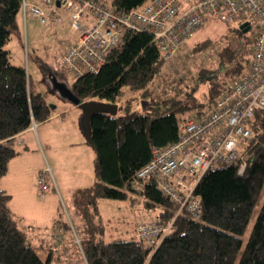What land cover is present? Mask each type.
I'll use <instances>...</instances> for the list:
<instances>
[{
	"label": "trees",
	"instance_id": "trees-1",
	"mask_svg": "<svg viewBox=\"0 0 264 264\" xmlns=\"http://www.w3.org/2000/svg\"><path fill=\"white\" fill-rule=\"evenodd\" d=\"M146 1L110 0L109 5L129 11ZM21 3L0 0V177L17 153L16 135L50 116L42 94L28 88L24 67L13 64L5 48L11 36L18 33ZM47 7L50 14L44 10L48 15L56 12L53 6ZM245 31L238 26V35ZM249 39L243 57H236L238 49L228 46L218 47L215 53L216 45L207 63L217 60L223 65L213 69L193 58L188 74L206 84L200 92L194 82L182 88L169 83L162 86V78L150 90L164 60L146 31H126L97 72L75 76L67 84L81 101L121 100L116 115L97 112L90 119L88 142L94 150L96 180L82 192H90L93 199H136L142 210L154 214L150 219L164 226L170 223L153 250L134 234L107 242L87 236L81 243L86 264H264V196L243 248L241 238L264 186V111H256L251 119L250 126L257 136L243 150L244 170L239 172L238 164H221L207 169L195 184L193 194L201 205L198 217L185 208L178 211L179 204L162 195L153 177L147 178L140 189L131 185L133 174L150 159L152 148L175 141L178 122L202 115L243 73L255 40L254 31ZM210 42L205 39L194 44L193 51ZM191 52L189 56L194 55ZM10 199L11 195L0 188V264H51V254L43 259L19 226Z\"/></svg>",
	"mask_w": 264,
	"mask_h": 264
},
{
	"label": "built area",
	"instance_id": "built-area-1",
	"mask_svg": "<svg viewBox=\"0 0 264 264\" xmlns=\"http://www.w3.org/2000/svg\"><path fill=\"white\" fill-rule=\"evenodd\" d=\"M40 2L53 8L59 6L63 14L55 10L48 15L30 0H22L21 13L40 23L50 20L62 24L67 18L73 37L61 40L60 61L74 76L97 72L126 31L150 33L164 60L150 90L164 71L168 74L174 70L176 75H182L190 70L193 58L185 56L187 40L209 20L246 21L253 29L255 40L243 73L229 83L202 115L181 119L176 140L154 146L150 159L131 178L132 187L140 189L147 178L153 177L162 195L179 204L178 211L185 208L198 217L201 205L193 189L202 174L225 163L238 164V171L242 172L246 166L243 150L257 136L250 123L256 111H264V0H147L129 11L117 10L103 0ZM211 48L214 46L200 53V62L211 55ZM169 82L174 83L172 76H166L161 84ZM36 186L42 196L48 188L46 171L37 174ZM169 226L170 223L164 226L145 219L136 223L133 234L153 250ZM61 231L60 225L53 226L51 237L57 246L62 245Z\"/></svg>",
	"mask_w": 264,
	"mask_h": 264
},
{
	"label": "rangeland",
	"instance_id": "rangeland-1",
	"mask_svg": "<svg viewBox=\"0 0 264 264\" xmlns=\"http://www.w3.org/2000/svg\"><path fill=\"white\" fill-rule=\"evenodd\" d=\"M103 1L110 3V0ZM20 15L18 33L13 34L5 45L10 54V61L24 67L28 88L32 92H40L52 112L58 111L60 115L35 122L21 138H16L14 147L17 153L9 160L6 173L0 177V188H7L13 193L7 191L11 194L10 208L21 211L31 222L30 225H24L26 220L20 219L18 224L26 230L28 239L43 259H46L49 250H52L51 264H86L81 250L82 239L90 236L107 242L117 238L122 231L138 221L140 207L136 199L133 202L129 198L93 199L90 192H82L96 180L93 168L94 150L81 126V108L59 95L53 88L52 79L69 85L75 78L60 61V42L72 39L73 33L69 30L67 20L53 27L48 22L40 23L33 20L29 15H26L27 21L24 22ZM240 22L209 20L188 39L185 56L190 57L188 51L192 50L194 54L191 55L192 58L198 59L200 53L209 46L217 45L215 53L220 47L222 49L228 46L230 49H238L236 57L239 55L243 57L251 43L249 37H252L253 29L249 28L238 35L237 28ZM205 39H210V44L206 45V48L193 51L192 46ZM210 53L211 55L202 60L200 65L206 63L211 69L218 64L223 65L217 60L207 63L213 57L212 54H215L212 51ZM164 72L161 78L165 80L166 76H172L174 83H169L179 88L184 87L186 83L194 82L197 91L200 92L206 85L200 82V78L189 75V69L182 75H176L174 70L168 74ZM120 101L115 102L119 104ZM140 102L138 99V104ZM20 167L25 169L22 181L27 182L28 176V181L34 180L35 184L37 174L46 171L48 188L41 197L31 193L29 196L34 197V201L31 200L30 204L20 193L18 183L21 176L20 172H16ZM51 194H56V197H52ZM263 196L264 186L241 236L242 248L250 234ZM54 225H60L62 228L60 235L63 246L53 244L51 232Z\"/></svg>",
	"mask_w": 264,
	"mask_h": 264
},
{
	"label": "crops",
	"instance_id": "crops-1",
	"mask_svg": "<svg viewBox=\"0 0 264 264\" xmlns=\"http://www.w3.org/2000/svg\"><path fill=\"white\" fill-rule=\"evenodd\" d=\"M30 1H32V2H35V3H37V4H39L43 9L45 8V10L47 11V13L48 14H50V10H48V7H47V5H44V4H42L41 2H40V0H30ZM55 10L57 11V12H63V9H60L59 8V6H57L56 5V8H55ZM63 14V13H62ZM30 16V15H29ZM20 17H22L23 18V20H24V22L25 21H27V19H26V17L24 18L23 17V15H22V13H21V15H20ZM30 18H32L33 20H37L36 18H34V17H32V16H30ZM67 20V18L64 20V21H66ZM64 21H63V23H64ZM19 17H18V25H19ZM62 23V24H63ZM49 24H52L53 25V27H55V25L56 24H54L53 22H50ZM19 27V26H18ZM19 29V28H18ZM16 34V33H15ZM53 79V78H52ZM51 80V79H50ZM57 81H59V80H57ZM59 82H62V81H59ZM66 84V83H65ZM67 85V84H66ZM53 88L55 89V91L60 95V93L57 91V89L55 88V86L53 85ZM62 96V95H61ZM73 104V103H72ZM71 106V105H70ZM60 114L58 113V111H53L52 112V110H51V108H50V118H55V117H57V116H59ZM48 117V118H49ZM33 126V125H32ZM31 126V127H32ZM29 130V128L28 129H26V130H24V131H22V132H20L18 135H16V138H21V136H23L24 134H25V132H27ZM30 132V131H29ZM16 138H15V141H16ZM22 141H20V143H21ZM20 143H18V144H20ZM16 172H20V176H21V179L19 180V188L21 189V191H20V193H21V195H22V197L24 198V200L26 201V202H28V204H30V201L31 200H33L34 199V197H32L31 196V198H30V196L29 195H31V193H33L34 195H37V197H41V196H39V194H38V190H37V186H36V184H35V182H34V180L33 181H31V182H29L28 181V176H27V182H26V180L23 182L22 180H23V177H24V175L22 174L23 172H25V169H23L22 167H20V169H18ZM31 176H33L32 174H31ZM32 179V178H31ZM32 185H34L35 186V188H34V186H32ZM29 186H31V187H29ZM5 191H8V192H10L7 188H5L4 189ZM36 190V191H35ZM11 194H13L12 192H10ZM10 194V195H11ZM47 194V193H46ZM52 195V197H56V194H51ZM50 195V196H51ZM43 196V195H42ZM36 198V197H35ZM34 201V200H33ZM139 207H140V205H139ZM11 209H12V212L14 213V215L20 220V219H22V220H26V222L24 223V225H30L31 224V222L28 220V218L26 217V215H24L21 211L19 212L16 208H13V207H11ZM139 212H141V214L139 213V219H138V221H141V220H145V219H150V218H152L153 216H154V214H152V213H149V212H146V211H144V210H142L141 209V207H140V210H139ZM143 212V213H142ZM143 214V215H142ZM137 221V222H138ZM137 222H135L133 225H131V226H129V227H127L124 231H122L121 233H120V236L122 237V238H124V237H127V236H129V235H132L133 234V231H134V227H135V225H136V223ZM20 227L22 228V229H24L22 226H21V224H20ZM25 230V229H24ZM26 231V230H25ZM49 236V235H48ZM30 241V240H29ZM45 241V240H44ZM53 251L52 250H49V254H51ZM48 254V255H49ZM51 259H52V254H51Z\"/></svg>",
	"mask_w": 264,
	"mask_h": 264
},
{
	"label": "water",
	"instance_id": "water-1",
	"mask_svg": "<svg viewBox=\"0 0 264 264\" xmlns=\"http://www.w3.org/2000/svg\"><path fill=\"white\" fill-rule=\"evenodd\" d=\"M58 4V1H56ZM239 29H248L247 22L244 21L239 25ZM53 85L57 91L63 97L67 98L70 102L78 105L81 108V126L84 130L87 141L90 137V119L94 113L104 112L110 115H116L118 111V104L112 101H102L96 99H90L81 101L75 97V95L70 91L68 85L63 82H59L53 78ZM89 143V142H88Z\"/></svg>",
	"mask_w": 264,
	"mask_h": 264
}]
</instances>
